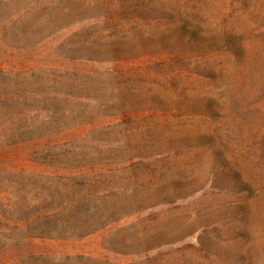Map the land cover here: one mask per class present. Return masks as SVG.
<instances>
[{
  "label": "rangeland",
  "instance_id": "374dc122",
  "mask_svg": "<svg viewBox=\"0 0 264 264\" xmlns=\"http://www.w3.org/2000/svg\"><path fill=\"white\" fill-rule=\"evenodd\" d=\"M0 264H264V0H0Z\"/></svg>",
  "mask_w": 264,
  "mask_h": 264
}]
</instances>
